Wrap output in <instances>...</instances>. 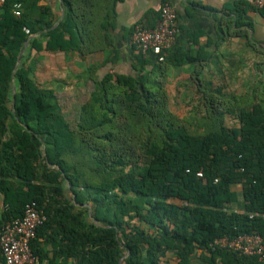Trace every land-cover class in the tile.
Returning a JSON list of instances; mask_svg holds the SVG:
<instances>
[{
	"label": "trees",
	"instance_id": "16d2710c",
	"mask_svg": "<svg viewBox=\"0 0 264 264\" xmlns=\"http://www.w3.org/2000/svg\"><path fill=\"white\" fill-rule=\"evenodd\" d=\"M61 1L66 14L53 29L57 19L38 0H5L0 8V225L35 203L46 221L30 249L41 259L47 243L54 262L258 264L210 244L264 229L260 217L249 219L264 213V82L249 98L204 88L201 102L179 118L170 110L167 72L193 59L173 60L172 49L157 62L131 48L129 75L100 71L108 63L85 69L92 91L72 128L28 61L42 50L92 52L84 49L98 23L90 11L95 1L104 4ZM119 1L105 3L106 17Z\"/></svg>",
	"mask_w": 264,
	"mask_h": 264
},
{
	"label": "crops",
	"instance_id": "0c3cea01",
	"mask_svg": "<svg viewBox=\"0 0 264 264\" xmlns=\"http://www.w3.org/2000/svg\"><path fill=\"white\" fill-rule=\"evenodd\" d=\"M101 2L103 9L95 1L90 11L96 14L98 23L84 49L92 52L84 57L44 50L31 54L28 64L34 66L35 80L38 75L37 83L52 90L56 100L60 89L73 86L65 83L71 77L86 81L83 73L89 66L108 63L100 71L132 73L129 37L135 26L152 28L156 24L162 3L172 5L176 12L178 35L170 49L175 51L173 60L182 53L193 59L187 64L169 65L166 84L169 103L196 105L203 98L198 91L204 88L221 89L225 99L249 98L255 87L264 82V15L260 10L233 0H120L114 5L111 19L106 17L109 6L105 8L109 0ZM38 6L49 8L57 19L52 29L66 14L61 0H38ZM113 59L117 60L110 64ZM3 211L0 194V217ZM39 251L41 259L37 257V264H73L61 258L54 262L53 249L43 241ZM194 264L204 263L195 259Z\"/></svg>",
	"mask_w": 264,
	"mask_h": 264
},
{
	"label": "built area",
	"instance_id": "2783aa9c",
	"mask_svg": "<svg viewBox=\"0 0 264 264\" xmlns=\"http://www.w3.org/2000/svg\"><path fill=\"white\" fill-rule=\"evenodd\" d=\"M244 3L256 10L264 11V0H233ZM5 0H0V8ZM13 14L20 15V5L13 6ZM28 35L26 28L22 29ZM178 35L176 12L172 5L163 3L159 16L152 28L135 26L129 37V46L143 57H154L157 62L164 61V52L171 49ZM201 177V174H197ZM260 217L264 213H253L249 219ZM46 221L45 216L37 209L35 203L24 207L20 218L11 219L0 225V258L3 264H37L38 258L33 255L30 244L36 238L37 229ZM212 249L226 250L244 257H255L258 264H264V229L234 239L219 238L210 244Z\"/></svg>",
	"mask_w": 264,
	"mask_h": 264
},
{
	"label": "rangeland",
	"instance_id": "374dc122",
	"mask_svg": "<svg viewBox=\"0 0 264 264\" xmlns=\"http://www.w3.org/2000/svg\"><path fill=\"white\" fill-rule=\"evenodd\" d=\"M71 78L72 80L65 81V83L68 84L70 82L73 86L70 87V85H68L60 89L59 94L57 95V102L65 119L73 128L75 126L78 109L87 101L89 94L92 91V85L89 81H83V78L78 80L74 79L73 77ZM36 80L39 82L38 75ZM192 106L194 105L170 103V110L177 117L184 118L190 115V108ZM195 117L199 118L200 116L197 115ZM190 119L192 122H195L196 120L193 118ZM225 122L227 125L233 124V121L230 118H226Z\"/></svg>",
	"mask_w": 264,
	"mask_h": 264
},
{
	"label": "water",
	"instance_id": "95a60500",
	"mask_svg": "<svg viewBox=\"0 0 264 264\" xmlns=\"http://www.w3.org/2000/svg\"><path fill=\"white\" fill-rule=\"evenodd\" d=\"M53 28H55V27H53ZM52 29V28H51ZM44 32H46V31H44ZM29 41V40H28ZM27 41V42H28ZM27 42L23 45V47H22V50L19 52V54H18V56H17V61H16V65H15V68H14V71H13V75H14V72H15V70H16V68L18 67V65L20 64V60H21V57H22V55H23V53H24V50H25V48H26V46H27ZM14 86H12V91L14 92ZM88 214H89V216L91 217V212H90V210H88ZM94 223H95V221H93ZM122 260V259H121ZM121 260L119 261V264H121Z\"/></svg>",
	"mask_w": 264,
	"mask_h": 264
}]
</instances>
